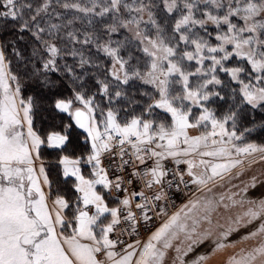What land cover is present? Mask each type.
<instances>
[{
	"label": "snow or ice",
	"instance_id": "6c2138e0",
	"mask_svg": "<svg viewBox=\"0 0 264 264\" xmlns=\"http://www.w3.org/2000/svg\"><path fill=\"white\" fill-rule=\"evenodd\" d=\"M51 4L52 0H43L33 8L24 0H0V27L12 22L11 28L18 33L13 41L0 40V264H164L166 250L181 234L189 241L177 256L184 264L183 256L212 235L198 232L201 221L211 223L217 206L212 199L189 200L151 233L139 251L129 244L123 254L116 252L118 241L110 234L122 220L136 230L134 209L149 221L148 213L157 207L156 202L167 199L165 186L176 183L179 191L180 184L191 183L211 192L209 184L243 164L242 154L259 153L264 160V145L236 143L244 135L236 127L245 107L264 109V0H160V5L153 0H90L89 5H61L85 16L109 17L111 23L101 20L106 40L95 32L81 39L76 31L67 30L73 19L53 22L52 17L60 19V14L49 13ZM161 5L171 18L170 30L167 21L162 25L153 11ZM121 30L131 38L113 41L111 36ZM25 33L32 41L28 56L16 46V41L25 40ZM9 45L24 64L27 78L51 93L52 107L67 113L87 134L90 152L86 158L61 155L58 160L63 177L75 178L79 193L70 220L64 215L70 207L64 196L49 202L45 186L50 189L51 181L43 162L37 166V161L42 146L67 150L72 125L44 137L34 130L35 98L22 95L20 76L11 70L6 55ZM93 45L110 61L102 79L93 77L98 93L110 105L113 99L128 100L123 86L130 82L151 87L150 92L141 93L149 102L139 114L133 110L121 119L122 109L109 106L105 111L96 102L97 93L88 94L84 70L102 67L83 51ZM133 47L143 54V69L132 55ZM125 50L127 58L122 55ZM69 56L75 64L67 63ZM67 82L71 98L60 91ZM226 99L229 107L218 116L209 105ZM157 110L165 118H157ZM199 129L204 130L192 134ZM104 157L110 158L108 167ZM169 160L172 170L165 166ZM82 163L91 165L90 178L82 173ZM180 165L186 166L183 171ZM256 186L252 177L250 187ZM113 192L124 194L116 207L106 199ZM247 203V211L220 234L213 251L228 247L224 239L255 221L259 226L241 239L259 238V243L241 249L228 264H264V195ZM160 213L166 214L165 209L160 208ZM176 252L181 249L177 247ZM208 258L199 255L193 264H203Z\"/></svg>",
	"mask_w": 264,
	"mask_h": 264
},
{
	"label": "rangeland",
	"instance_id": "374dc122",
	"mask_svg": "<svg viewBox=\"0 0 264 264\" xmlns=\"http://www.w3.org/2000/svg\"><path fill=\"white\" fill-rule=\"evenodd\" d=\"M24 2L25 3L35 2L37 6L41 4L43 0L41 1L40 0H24ZM65 2L70 3V4L79 2L82 5L90 4V0H59V3L57 2V0H52L51 7L49 8V13L51 14V13L62 12V14L60 15L61 20L57 21L53 19V22H58V23L66 22L69 19H73L74 20L73 24L67 30L76 31L81 39H83V36L85 33H93V32L101 36L102 40L108 39V37L103 34V31L100 30V28H102L101 20H103L105 23H111V20L109 17L100 18V17L85 16L83 13H80L76 11L75 9L63 8L61 5ZM153 3H155L156 5H160V0H153ZM153 11L156 13L157 19L162 25H165V22L167 21V27L170 30V25L172 21H171V18L168 17L167 14L163 11L162 5L160 7L154 8ZM75 17H79V19H74ZM52 18H55V16H53ZM89 19L93 21L92 24L88 23ZM145 19H147V17H145ZM125 37L131 38V34L127 33L126 31L125 32L123 31V32L113 34L111 36V39L113 41H123ZM21 46L18 45L19 48L23 47ZM81 47H82L81 45H76V48L78 49H80ZM9 50L11 51L10 47H9ZM23 50L24 51L27 50L26 47L23 48ZM83 51L85 52L86 56H91L93 61L94 62L96 61V63L100 64L103 67V69L110 67L109 59L106 56H104L103 53H98L94 45L83 47ZM131 51L134 57L139 58V61H140L139 66L141 67V69H143V64H144L143 54L137 51L135 47H133ZM127 54H128V50H125L124 52H122V55H124L125 58H127ZM69 57L71 58V56ZM70 60L72 61V59ZM61 63H63V61H61ZM67 63L70 64V62L68 61V57H67ZM133 64H136V60L133 61ZM10 67H11V70L15 74L20 76L19 71H21V67L19 66V60L17 59V57H16V60L11 61ZM102 78H103V73L101 75V79ZM221 78L227 81V77L224 76L223 74H221ZM20 79H21V84H22L24 81L23 77L20 76ZM140 84L138 81H134V82H130V84L127 86H123V90L128 95V100L121 98L119 101H117L113 99L111 105L109 104L107 97H104L101 94H99L97 89H96L97 92L93 91L92 89H88L89 90L88 94L91 95L92 93H97L96 102L99 104L100 108L104 109L105 111L107 110L109 106L122 109V111L120 112V117L121 119H123L133 114V110H134V114H139L143 106H145L149 102L147 100V97L142 96L141 93L145 91L150 92L151 87L148 85H140ZM232 87H236V85L233 84ZM226 94L227 92L225 93V95ZM71 96L67 98H71ZM26 97L27 95L25 96V98ZM129 100L137 101L139 103L138 104L129 103ZM74 106L79 107L80 105L76 104ZM209 106L214 108L211 104ZM226 111L227 109L224 110L221 114L217 112V115L220 116ZM59 113L63 115L62 120H65V122H62V120L60 119V123L58 124L59 126H61L60 130H53V131H63L65 125L71 124L72 125V127L70 128L71 131L70 129H68V131L70 132V135H74L75 138L76 136H78L79 140H81V142H83V145H84V146H81L80 148L81 155H77L75 152H73V154H70L71 153L70 152L69 154H60V156L69 155L73 158H76V157L86 158L90 152V143L85 141V137L87 134L83 131V129H80L77 126H75L74 121L68 116L67 113H62V112H59ZM157 118H165L164 114L160 112L159 110H157ZM97 119H101V117L99 116V113H97ZM258 120H262V118ZM229 128H230V125H229ZM244 129L246 128H243L241 132H238V130H236L238 134L240 133L244 134L242 140L236 141V143L239 146L243 147L244 145L248 143L264 145V143H260L255 140L249 139L247 135H245V133L243 132L245 131ZM34 130L37 131L35 128ZM203 130L204 129L193 130L192 134H199V132ZM47 133H45L44 135L40 133L39 134L42 137H44L46 136ZM46 147L47 146H42L41 147L42 149L40 151L42 153H45ZM51 155L53 156L55 154H51ZM60 156H56L57 157L56 160L48 161L44 159L41 155L40 161H37V166L39 165V163L43 162L45 170L47 169V166H46L47 163H51V164L53 163L57 166L58 169H56L57 170L56 175L58 177L57 179L55 178L56 182L58 181L60 182V176H63L62 168L58 164V160ZM240 159L243 160L242 165L233 169L230 173L225 175V177L222 180L217 178L214 184L208 185V188L212 189L211 192H209L206 188L198 189L196 185H193L186 199L183 202H181L176 209H173L174 211L172 210L173 212L171 214L169 213V214L163 215V219L159 223L158 227L168 218V216L178 211L182 207V205L186 204L189 200H193L196 198H207V199L214 200L217 204V206L215 207V210L211 213V223H209L206 220L201 221L200 227L198 228V232H201V233L211 232L212 235L208 239L204 240L203 243H198L194 245L193 250L191 252H188L187 255L183 256L184 264H193V261H195L199 255H206L209 257L206 261L203 262V264H228L229 258L231 256H238L241 253V249L248 250L251 247H254L259 243V238L250 239V240L241 239L242 237L246 236L250 231L254 230L255 228L259 226V221H255L251 225H248L247 227L239 228L236 232H233L226 239H224L222 242L225 243L226 245H229L228 247L213 251V249H215V243L217 239L220 238V234L228 228V226L232 223L233 220H235L237 216H243V214L247 211L249 207V204L247 203V201L249 199H259L261 198L262 195H264V160L261 159V155L259 153H253L251 156L242 154ZM183 166L186 167L185 165ZM81 171L85 175L86 178H90L91 165L82 163ZM237 173H239V175ZM252 177H255L257 180V186L255 188L250 187L252 183ZM72 179H73L72 183L74 187V184L76 181H75V178H72ZM245 186H249L247 192L243 191ZM45 189L50 191V189H48L47 186H45ZM56 191H59V190L56 189ZM57 195L59 194H54V195L50 194V199L51 200L55 199ZM78 196H79V193L76 192V199L72 203L70 211L68 212V214L64 213L66 218H68L69 220L73 216L74 209L76 207V200ZM221 196L224 197L223 201H221L220 199ZM229 197H231V199H229ZM233 201H235L236 203H233ZM224 205H228V207H225ZM233 227H235V225H233ZM70 231H71L70 227L65 229L66 233H70ZM150 235L151 233L141 239L134 241L131 244L135 246L137 251H139V247L144 242H146L147 238ZM137 241H139V244H137ZM188 243L189 241L185 240L183 234H181V236L177 240L173 241V247L166 250L164 264H180V261L177 259V256L182 255V253L186 250ZM177 247L181 249V253L176 252ZM120 253L123 254L124 251ZM99 258L101 260L104 259L102 255ZM133 259L135 260L136 257H134Z\"/></svg>",
	"mask_w": 264,
	"mask_h": 264
},
{
	"label": "trees",
	"instance_id": "16d2710c",
	"mask_svg": "<svg viewBox=\"0 0 264 264\" xmlns=\"http://www.w3.org/2000/svg\"><path fill=\"white\" fill-rule=\"evenodd\" d=\"M41 1V0H40ZM33 5V8L36 7L35 2H31ZM60 15L62 12H57ZM54 20L60 21L61 19H57L56 17L53 18ZM11 23L9 22V25L7 27H0V40H3L5 42L7 41H13L15 36L18 35L12 28ZM102 30V28H100ZM124 30H121L120 32H123ZM125 32V31H124ZM25 35L24 41H16V46H21L23 48L26 47L27 50L24 51V55L28 56L30 52V45L32 43L31 38L28 36L27 33ZM25 46V47H24ZM11 48V45H9ZM6 55L8 57V60L14 61L16 60V56L9 50V48L6 51ZM72 59V61L70 60ZM68 61L71 65L75 64L76 61L71 57H68ZM96 63V61H95ZM19 66L21 67L20 76L23 77V83H22V94L27 96H33L35 98L34 100V108H33V126L34 128L42 135L49 131L53 130H60L61 126L58 124L60 123V119H63V115L56 111L52 107V95L51 93L47 92V90H41L37 87L35 83L30 81L27 76L25 75V66L24 64L19 61ZM102 68V69H101ZM101 68H95V67H87L84 72L86 73V81H87V87L88 89H92L93 91L97 92V88L94 83L93 77L101 78V75L103 73V67ZM78 72L81 70L77 69ZM53 79H57L56 76H53ZM70 82L65 83L64 87L60 89L63 97H70L72 95V92L70 90V87L68 86ZM140 84V83H139ZM142 85V84H140ZM142 87V86H140ZM219 90V89H218ZM226 91H222L221 94L225 95ZM227 95V94H226ZM229 100L224 101H216L215 103H211V105L216 109V111L221 114L224 110L228 109L229 107ZM262 120H258L261 119ZM62 122H65V120H62ZM58 126V127H57ZM57 127V128H56ZM243 128L250 129V131H243L245 135L251 140H255L260 143H264V110L262 109H251L250 107H245L244 112L239 116L237 120V127L236 130L238 132H241ZM245 130V129H244ZM71 131V129H70ZM72 136V137H71ZM71 143L68 145L66 151H60L59 149H52V148H45V153L41 152V155L44 159L48 161L56 160V156H60V154H73L75 152L77 155H81L80 148L83 145V142L79 140L78 136L70 135ZM76 143V144H75ZM42 149V148H41ZM71 149V151H70ZM57 154L51 155V154ZM47 169L46 172L48 173L49 180L51 181V188H50V194H59L61 196H64L65 199H67L70 203L69 209H66L64 213L68 214V212L71 209V205L76 199V191L73 187V179L71 177L64 178L63 176H60V182H56L57 179V166L55 164L47 163L46 164ZM59 174V173H58ZM56 178V179H55ZM57 184V185H56ZM56 185V186H55ZM59 190V191H56ZM106 199L109 203V206L114 207L115 200L110 198L106 195Z\"/></svg>",
	"mask_w": 264,
	"mask_h": 264
},
{
	"label": "built area",
	"instance_id": "2783aa9c",
	"mask_svg": "<svg viewBox=\"0 0 264 264\" xmlns=\"http://www.w3.org/2000/svg\"><path fill=\"white\" fill-rule=\"evenodd\" d=\"M109 159L110 158L108 157H104L105 167H108ZM165 166L169 170L174 168V164L170 160L166 162ZM179 168L181 171L185 169L183 165H180ZM169 179H171V177H169ZM188 179L189 178L185 176V180ZM192 187L193 185L191 183H188L186 186L184 184H180L178 191L176 188V183H174L171 188L165 186L164 191L167 193V199L156 202L157 207L152 208L151 211H149L148 214L151 219L147 222L142 219L139 210L134 209V211H136L138 221V223L135 225L136 230H132L131 222H125L122 220L121 223L116 227L115 231L110 234V238L118 241L115 251L118 253L123 252L129 244L152 233L163 219L164 213H160V208H164L166 214H171L174 211L173 209H176L179 204L186 199ZM123 195V193L113 192L112 196H109L115 200L114 207H116L118 204V198L122 197ZM157 213L160 214L158 215Z\"/></svg>",
	"mask_w": 264,
	"mask_h": 264
},
{
	"label": "crops",
	"instance_id": "0c3cea01",
	"mask_svg": "<svg viewBox=\"0 0 264 264\" xmlns=\"http://www.w3.org/2000/svg\"><path fill=\"white\" fill-rule=\"evenodd\" d=\"M46 190V189H45ZM46 191H48V190H46ZM49 202H51V199H49Z\"/></svg>",
	"mask_w": 264,
	"mask_h": 264
}]
</instances>
